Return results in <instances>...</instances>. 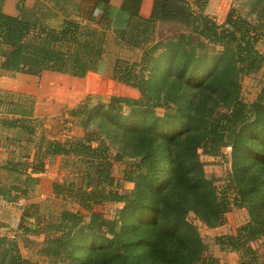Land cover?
<instances>
[{"label":"trees","instance_id":"1","mask_svg":"<svg viewBox=\"0 0 264 264\" xmlns=\"http://www.w3.org/2000/svg\"><path fill=\"white\" fill-rule=\"evenodd\" d=\"M25 2L20 0L18 15H11L3 9L5 0H0V64L4 72L16 74L27 66L38 74L53 71L83 78L89 73H97L106 55L108 32L111 31L119 44L143 51L140 61L130 63L118 58L113 70L115 80L136 88L141 97L113 96L102 118L117 122L116 117L123 105L155 108L164 103L157 98L160 92L155 88L161 82L145 75L149 64L156 57L155 53L161 48L164 49L163 57L169 53L173 59L176 58L174 64L170 60L163 77L169 81L167 95L170 101L177 99L185 88L201 92L204 98L205 95L210 97L217 91L211 86L219 77L223 79L220 90L226 108L224 111L212 109L205 113L190 110L192 102H188L185 108L179 105V114L167 113L164 117H157V121L165 119L172 128L165 138L173 173L170 181L183 191V199L170 200L168 197L159 205L139 204L138 217L145 226L133 224L140 232L135 237H123L117 233L116 219H107L92 210L94 204L126 202L128 198L118 190L106 189V186L112 187L115 183L113 164L121 157L119 154L113 157L110 146L104 140L94 137L86 138L88 143L83 139L50 140L45 150L42 144L37 147L33 161L21 159L0 165V173L3 168L16 173L13 185L0 188L1 199L13 203L32 197L40 183V177L35 175L45 172V160L50 156L72 157L79 162L80 171L84 172V179L87 180L84 187L74 189L68 186L64 190L62 184L55 182L53 192L56 196L66 194L64 196L71 197L89 211V229L100 230V233L88 234L89 244L86 247L93 254L88 257V261L81 262L79 254L74 252L78 243L84 242L78 232L82 223L79 212L64 209L55 220L41 221L38 204L33 203L24 208L22 220L34 217L37 226L28 227L25 231L45 235V245L38 251L39 255L55 261L71 259L72 264H223L216 256H203L208 246L203 243L197 227L188 219V213L193 210L207 224L218 226L222 224L224 214L231 209L227 200L220 198L212 181L205 178L199 148L215 156L221 153L223 147L231 146L236 160L246 154L247 157H254L264 168V85L255 101L245 102L240 98L238 81L240 74H249L255 62L262 58L257 47L260 37L256 28L235 8L230 10L224 23L218 24L205 13L209 0H154L150 17L140 14L142 0H124L120 7L127 16L124 27L114 26L115 9L110 0L95 1V8L100 5L102 13L99 19L94 20L91 10L87 15L89 23L77 20L68 11L55 10L44 0H37L32 7L26 6ZM60 15L64 16L62 25L52 26L49 21ZM159 21L178 22L191 28L192 32L181 34L176 41L155 42V27ZM194 35L208 41L205 49L198 51L191 45ZM209 45L223 46L226 51L219 56H210ZM71 92L69 98L72 99L77 90ZM23 99H28L31 105L21 103ZM89 99L87 97L76 107L69 108V113L73 117L87 114ZM18 102L16 105L15 101L0 99V105L13 106L14 113L21 116L6 123L22 126L32 135L34 130L24 119L33 117L35 99L21 95ZM96 113L98 110L90 115L92 119L97 118ZM249 126L252 131H247ZM93 141L97 145L91 144ZM247 141H250V145L246 144ZM93 178L96 186L87 190V186L94 183ZM126 179L132 181L134 178L128 173ZM262 201L264 203V192ZM30 208L34 209L33 213H30ZM103 227L108 231L102 232ZM261 236H264V216L252 219L239 227L236 235H227L218 242L222 247L239 250L242 244ZM113 243H119L121 250H111ZM9 246L14 252L11 256L14 261L9 264H41L23 259L14 238L2 234L0 262ZM251 261L241 264H258L254 257Z\"/></svg>","mask_w":264,"mask_h":264},{"label":"rangeland","instance_id":"2","mask_svg":"<svg viewBox=\"0 0 264 264\" xmlns=\"http://www.w3.org/2000/svg\"><path fill=\"white\" fill-rule=\"evenodd\" d=\"M44 1L49 3L55 10L68 11L72 17L83 23L85 19L88 20L86 17L89 15L93 4L88 0ZM232 8L237 9L256 28L260 37L257 47L262 58L255 62L249 74L238 76L241 89L240 98L245 102H253L264 85V0H209L205 13L212 16L218 24H222ZM62 18L63 15L59 16V19ZM60 21L56 20L51 25L57 27ZM191 32L192 29L184 24L159 21L155 27L154 41H164L165 43L176 41L181 34L188 35ZM108 34L109 38H116L113 32L109 31ZM207 42L205 38L199 35H194L191 39V45L196 47L198 51L205 49ZM207 48L210 56H219L226 51L223 46L219 45H209ZM163 51L164 49L161 48L155 53L156 57L149 64L145 75L161 82L160 86L155 88H158L160 92L157 98L161 102L164 101V103L155 108L123 105L119 111V116L116 117L117 122L112 121L111 118H102L103 111L107 108L111 98L113 96L140 98L141 94L136 88L120 83L113 78L114 64L118 58L128 60L130 63L140 61L143 53L140 49L127 46L125 48V45L119 47L110 43L107 44L103 66L97 74H88L83 78L58 74V77H55L52 82L62 87L69 86V94L72 93V90L75 92L77 90L74 98L67 97L65 105H63L66 106L64 113H62V110L58 112V109L50 103L46 95L42 97L45 93L42 83L44 75L36 77L34 80L36 92L29 95V97L35 99L36 108L34 110L37 116L24 120L34 130L32 135L30 133L31 137H29L33 148H37L42 144L41 146L45 150L46 143L50 140L83 139L88 143L86 138L94 137L98 140H104L110 146L113 157L120 155L121 159L113 164L112 174L115 183L112 187L106 186V189L112 188L118 190L121 194L127 195V201L94 204L92 210L101 213L107 219H116L117 233L123 237H135L140 233L133 224L145 226V223L139 220L138 217L139 204L159 205L166 198H170V200L183 199V191L177 189L173 185V181H170L173 173L165 138L172 128L165 119L157 121V117H164L167 113L179 114V105L185 108L188 106V102H192L190 110H201L205 113L210 112L212 109L217 111L226 110L222 101L223 92L220 90L223 79L219 77L211 86V89L215 87L214 90L217 89V91L209 95L210 97L205 95L206 98H204L201 92L185 88L177 99L170 101L167 95L169 92L168 79L164 80L163 77L168 70L166 66L170 60L172 59L174 64L176 58L173 59V56L169 53H165L166 57H163ZM61 90L64 91V88H61ZM64 92L58 94L61 95ZM13 96L10 97L7 93L0 92V97L5 98V100L14 98L16 105L19 104L18 97ZM87 97L90 98L88 113L81 117H73L69 110L86 100ZM20 102L27 106L31 105L28 99H23ZM94 110H98V113H96L97 118L92 119L90 115ZM83 122L87 125H84ZM248 128L247 131H252L250 126ZM25 132L28 133L27 130ZM250 135H247L248 138ZM91 144L97 145V142L93 141ZM246 144L250 145V141H247ZM198 153L205 178L212 181L220 198L222 200L226 199L231 208L224 214L223 222L218 226L207 224L196 212L189 211L188 219L197 227L203 243L208 246L203 256H216L223 264L252 262L251 259L254 257L255 262L264 264V236L242 244L239 250L226 246L222 247L218 242L220 238H225L227 235H236L238 228L252 219L264 216V203L262 201L264 168L254 157H247L246 154H242L236 160L231 146L223 147L221 153L215 156L204 153L202 148L198 149ZM21 159L19 158V160ZM81 169L79 162L72 157H55L50 161V167L45 172L46 175L43 176L45 180L43 182L41 180L43 184L40 182L32 193L31 204H38L37 209L42 214L41 221L46 219L55 220L64 209L80 213L82 223L78 228V232H80L81 239L84 242L78 243L77 249L74 248V252L76 251L75 253L79 254L78 258L81 262H84L88 261V257L93 254L86 247L89 244L88 234L90 232L97 234L100 233V230L89 229L91 216L88 210L82 208L71 197L64 196L66 194L56 196L53 192L55 182L62 184L65 187L64 190H67L68 186L74 189L78 186L84 187L87 180L84 179V172L83 170L80 171ZM128 173L134 178L132 181L126 179ZM73 182L74 184H72ZM92 182L94 183L88 185L87 190H91L96 186L95 178ZM172 191L175 192L172 193ZM238 203H241V205L238 206ZM33 212L34 209L30 208V213ZM19 223L21 224L20 228L18 227ZM15 224L17 226L10 225L8 229H1L0 234L14 238L23 259L38 261L41 264H72L71 259L55 261V259L50 260L39 255L38 251L45 245V235L33 233L28 235V232L25 231L28 227L35 228L37 226L34 217L25 218L23 222L17 220ZM101 231L107 232L108 230L103 227ZM108 236L113 237L112 235ZM110 248L113 251L121 250L119 243L111 244ZM13 254L14 252L10 249V246L7 247L6 256L0 264H9L14 261V259H11ZM144 264L147 263L144 262Z\"/></svg>","mask_w":264,"mask_h":264},{"label":"crops","instance_id":"3","mask_svg":"<svg viewBox=\"0 0 264 264\" xmlns=\"http://www.w3.org/2000/svg\"><path fill=\"white\" fill-rule=\"evenodd\" d=\"M19 1L20 0H5L4 7H3L4 11L11 15H18L19 11H18L17 5ZM36 1L37 0H26L25 4L28 7H32ZM88 1H91L93 3L92 7L90 8V10L93 11L92 19L94 20L99 19L102 13L101 6L98 5L95 8L96 0H88ZM123 1L124 0H110L111 5L115 9V14H114L115 27H124L126 25V20H127L126 13L120 9ZM153 3H154V0H142L141 7H140V14L145 17H150L151 12H152ZM95 15L96 17H94ZM56 20L58 21L61 20L60 24L57 25V26H60L63 23L64 16L62 19H59V17L53 18L49 22L51 24L55 22ZM87 21L90 22L89 19L88 20L85 19L84 23H87ZM110 43L116 44V46H119V47L122 46V44H119L116 38H113V39L109 38V34H108L107 44H110ZM103 62H102L101 67L103 66ZM32 69L33 68L31 67L24 66L16 74H11V73L4 72L1 69V64H0V92L7 93L10 97L13 96L14 93H17L15 95L18 97V99L21 95L29 96L30 94L36 92V86L34 83V80L36 79V77L44 75V80L42 83H43L45 93H43L42 97L46 95L47 98L50 100V103L54 105L56 109H58V112L63 110L66 107L63 105H65L64 103L66 102L67 97L70 96L68 92L69 86L65 85L64 87H62L61 85H57L56 83L52 82L55 79V77H58V74L60 73L53 72V71H44L42 73L39 72L38 74V73H34V70ZM89 74H97V73L92 72ZM61 88H64V91L66 90L67 92L66 91L64 92L63 90H61ZM59 92L60 93L64 92V94L59 95L58 94ZM54 98L55 100H53ZM0 99H5V98L0 97ZM11 100L14 101V98ZM52 102L55 104H53ZM13 108H14L13 106L8 107L6 106V104L0 105V165L1 166H4L5 164H8L9 162L18 161L19 158L21 159V157L23 160L33 161V158L37 151V148H33V145L31 144V141L29 138L30 135L25 132L26 131L25 128L19 125L18 126L7 125L6 122L21 118V116L14 113ZM35 108L36 107H34V109ZM36 116L37 114L34 110L33 117H36ZM28 155H30L31 157L30 158L26 157ZM55 157L57 156H54V157L50 156L45 160L46 162L45 172H47V170L50 167V161L53 160ZM45 172L35 175V176L40 177V182L41 180L42 182L45 180V178H43V176L46 175ZM15 176H16L15 172L10 171L9 169L3 168V170L0 173V188L9 187L13 185V180ZM31 196L32 197L30 199H21L19 202H16V203L7 202L1 199L2 196L0 197V222H1L0 230L3 228L8 229L10 225L15 226L16 225L15 221L17 220L23 222L22 220L23 211L26 206L31 204L33 195ZM26 218H33V217H26ZM20 226L21 224L19 223L18 227L20 228ZM30 234L31 233H28V235ZM2 235H5V234H2Z\"/></svg>","mask_w":264,"mask_h":264}]
</instances>
